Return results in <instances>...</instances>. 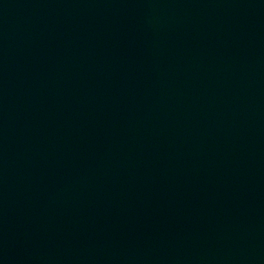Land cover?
Returning a JSON list of instances; mask_svg holds the SVG:
<instances>
[{
  "label": "water",
  "instance_id": "water-1",
  "mask_svg": "<svg viewBox=\"0 0 264 264\" xmlns=\"http://www.w3.org/2000/svg\"><path fill=\"white\" fill-rule=\"evenodd\" d=\"M0 264H264V0H0Z\"/></svg>",
  "mask_w": 264,
  "mask_h": 264
}]
</instances>
